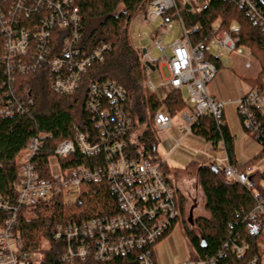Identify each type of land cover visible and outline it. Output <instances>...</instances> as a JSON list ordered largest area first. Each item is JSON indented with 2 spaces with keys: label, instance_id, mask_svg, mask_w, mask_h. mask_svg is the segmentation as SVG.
Masks as SVG:
<instances>
[{
  "label": "built area",
  "instance_id": "2783aa9c",
  "mask_svg": "<svg viewBox=\"0 0 264 264\" xmlns=\"http://www.w3.org/2000/svg\"><path fill=\"white\" fill-rule=\"evenodd\" d=\"M212 0H151L146 11L137 14L135 21L151 24L162 17L164 22L152 30L153 45L163 53L170 78L162 82L165 89H184L189 92L191 111L182 113L179 128L182 138L193 133V125L201 117L210 115L217 127L224 123V105L207 88L220 66H229L228 57L244 58L248 69L259 66L260 82L250 86L237 101L238 112L250 135L264 141V69L250 48L242 43L238 22L226 24L219 16L210 27L209 35L194 41L197 26L189 28L185 14H200L210 8ZM244 11L264 35V0H225ZM180 21L182 36L168 46L165 39ZM81 15L76 0H0V117L25 114L35 105L33 87L23 77L37 71L50 74V87L58 94L78 90L94 62L101 61L110 45L101 43L90 52L80 48ZM137 49V48H136ZM151 48L137 49L147 67V86L157 92L150 81L151 69L162 57ZM129 93L114 80L92 81L88 84L86 108L93 115L100 140L90 141L83 132L74 138L60 141L48 158V173L40 163L47 134L33 136L19 160V178L15 195H0V264H41L39 251L25 247L21 230V216L28 217L39 202L67 198L76 200L84 187L94 183H108L117 200L114 214L95 216L82 221L62 222L56 226L55 239L62 243V258L70 264L89 260L110 261L119 256L133 255L136 264H158L154 247L167 236L180 217L175 187L168 181L159 162L147 157L129 156L126 136L133 130V115L128 108ZM157 130L166 137L173 126V116L161 109L154 115ZM212 146L211 143H209ZM182 145L175 141L171 151ZM221 146L225 149L224 142ZM226 151V150H225ZM82 153L85 156L103 155L101 164L62 166L66 158ZM209 161L221 168L225 176L253 192L255 206L245 219V235L255 238L260 253L248 256L252 244L239 232L226 242V248L243 264H264V169L260 180L252 167L239 169L229 154ZM208 264L205 261H198ZM216 262H211L215 264ZM182 264H189L185 262ZM225 264H237L226 262Z\"/></svg>",
  "mask_w": 264,
  "mask_h": 264
},
{
  "label": "trees",
  "instance_id": "16d2710c",
  "mask_svg": "<svg viewBox=\"0 0 264 264\" xmlns=\"http://www.w3.org/2000/svg\"><path fill=\"white\" fill-rule=\"evenodd\" d=\"M150 1L76 0L81 15L80 48L90 52L105 43L110 45V51L103 60L94 62L82 86L72 93H55L50 87V74L47 71H37L23 77L33 87L36 102L25 114L0 117V195L17 193L19 160L33 136L47 134L39 158L46 173L49 172L48 158L60 141L74 138L77 132H83L90 141L100 140V132L94 125L93 115L86 108L87 87L92 81L114 80L128 91V108L133 115V130L126 136V150L131 157H147L159 162L168 181L175 187L184 227L194 248L191 258L208 264H243L245 259H237L226 248V242L234 233L239 232L252 244L248 256L260 253L257 244L260 238L247 236L244 231L245 219L255 206L253 192L228 179L215 163L208 161L198 164L195 176L203 192L208 215H199L188 222L185 194L173 177L168 175L166 161L159 157L160 138L154 121L155 113L163 109L174 116L182 111H191L193 106L189 99H184L180 89H170L165 97H159L157 92H150L147 86V67L141 61V52L130 41L129 25L137 14L146 11ZM184 16L189 28L197 26L199 29L192 35L194 41L205 39L212 23L219 16L224 18L226 24L238 22L242 43L251 49L264 69V35L244 11L225 0H212L208 10L200 14L186 13ZM2 77L4 73L0 70V80ZM261 77L262 73L254 81L247 78L252 82L249 85L260 82ZM245 129L249 132L246 127ZM193 134L211 143L212 150L218 149L223 141L232 163L239 169L247 168L248 164H239L234 156L235 137L225 120L217 127L212 116H201L193 125ZM261 145L264 153V141ZM102 162V154L85 156L78 152L63 160L62 166L82 163L95 165ZM254 177L259 182V171ZM116 211L117 200L108 183H94L90 187H84L83 194L73 204H66L62 198L39 202L28 217L21 216L25 247L42 254L41 264H70L62 258V243L54 237L56 226L62 222L114 214ZM179 221L180 217L177 219ZM44 241H48V247H43ZM136 263L134 256L128 255L106 262L89 260L76 264Z\"/></svg>",
  "mask_w": 264,
  "mask_h": 264
},
{
  "label": "rangeland",
  "instance_id": "374dc122",
  "mask_svg": "<svg viewBox=\"0 0 264 264\" xmlns=\"http://www.w3.org/2000/svg\"><path fill=\"white\" fill-rule=\"evenodd\" d=\"M135 19L136 17L133 18L129 25L130 41L135 48L141 50L151 48L152 53L162 57L157 68L150 71L149 79L157 87L158 96L165 97L170 89L162 87V82L170 78V71L166 64L167 59L153 45V38L151 37L152 30L157 29L164 22V19L160 17L151 24L140 23L135 21ZM181 36L180 21L174 19L172 29L167 34L164 42L167 46L166 55L168 57L172 55V51L168 46ZM228 61L229 66H220L216 77L207 84L208 90L212 96L217 95L225 103L223 110L224 120L235 137L233 153L237 162L241 165L248 164L247 167H252L254 171H263L264 153L262 145L245 129L242 117L238 112L237 103L248 91L249 83H252L251 81H254L258 76L259 66L255 65V60H251L253 62L252 68H246L244 66V58L240 56H230ZM247 78L252 80H247ZM182 95L186 100L189 98L187 88L182 89ZM185 112L182 111L173 116V126L166 137L163 131L158 130L160 138L158 153L159 157L166 161L169 167L168 175L173 177L176 184L180 186L185 194L186 213L191 208L194 218H196L199 215H208V212L205 209L203 192L197 184L195 168L205 160L202 156L204 153H211L215 157H223L226 151L222 146L212 150L210 144L204 138L193 133L182 138L183 134L179 124L180 117ZM180 139H182V145L174 152H171L175 141ZM262 185L264 186V180H262ZM76 199L77 196L71 194L64 201ZM48 245V241L43 242V247H48ZM154 250L158 264H182L185 262L201 264L191 258L194 248L190 243L183 221L177 222L172 231L156 243ZM40 257H42L41 253Z\"/></svg>",
  "mask_w": 264,
  "mask_h": 264
},
{
  "label": "flooded vegetation",
  "instance_id": "af4514ba",
  "mask_svg": "<svg viewBox=\"0 0 264 264\" xmlns=\"http://www.w3.org/2000/svg\"><path fill=\"white\" fill-rule=\"evenodd\" d=\"M186 219L188 222H191L194 220V213L193 210L191 208L188 209L187 213H186ZM180 221H183V216L182 214L180 215Z\"/></svg>",
  "mask_w": 264,
  "mask_h": 264
},
{
  "label": "crops",
  "instance_id": "0c3cea01",
  "mask_svg": "<svg viewBox=\"0 0 264 264\" xmlns=\"http://www.w3.org/2000/svg\"><path fill=\"white\" fill-rule=\"evenodd\" d=\"M154 70V69H153ZM207 88H208V85H207ZM209 91V90H208ZM213 97H215L216 99H219V97L217 96V95H213ZM177 149V148H176ZM176 149H174L173 151H171V152H174ZM207 154L208 153H204L202 156H203V158L205 159L203 162H208L209 161V159L207 158Z\"/></svg>",
  "mask_w": 264,
  "mask_h": 264
},
{
  "label": "water",
  "instance_id": "95a60500",
  "mask_svg": "<svg viewBox=\"0 0 264 264\" xmlns=\"http://www.w3.org/2000/svg\"><path fill=\"white\" fill-rule=\"evenodd\" d=\"M147 66H149L151 69H154L155 67L151 64V63H149V62H147Z\"/></svg>",
  "mask_w": 264,
  "mask_h": 264
}]
</instances>
